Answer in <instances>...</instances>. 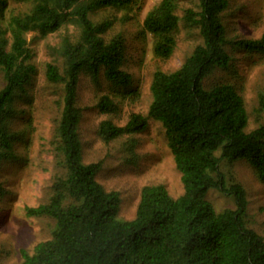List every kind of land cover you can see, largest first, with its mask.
<instances>
[{"label":"trees","instance_id":"obj_1","mask_svg":"<svg viewBox=\"0 0 264 264\" xmlns=\"http://www.w3.org/2000/svg\"><path fill=\"white\" fill-rule=\"evenodd\" d=\"M181 1L160 0L146 13L143 26L155 54L174 53L182 25L196 28L201 40L181 66L154 72L147 113L133 111L124 124L104 118L97 134L107 144L123 138L126 162L139 165L138 134L150 119L159 120L184 190L173 195L164 183L145 184L135 216L124 218L121 192L99 177L104 160L84 157L80 80L86 74L108 82L111 90L97 102L103 113L119 110L117 96H138L134 74L125 68L126 32L116 25L134 18L140 0H0V171L19 158L17 146L27 135L16 124L37 70L28 33L74 28L54 46L46 68L48 80L62 89L52 142L59 169L47 200L26 207L30 216L52 218L53 226L32 249H21V264H264V235L248 221L247 188L225 168L247 161L264 184V118L250 128L236 81H208L217 71L236 77L245 53L264 52V31L256 38L231 36L224 20L231 0H195L187 7ZM211 190L232 196L234 206L218 209ZM6 194L0 180V205Z\"/></svg>","mask_w":264,"mask_h":264},{"label":"rangeland","instance_id":"obj_2","mask_svg":"<svg viewBox=\"0 0 264 264\" xmlns=\"http://www.w3.org/2000/svg\"><path fill=\"white\" fill-rule=\"evenodd\" d=\"M159 1L140 0L134 18L116 25V29L126 32L125 68L134 74L138 96H117L119 110L103 113L99 111L97 102L102 94L111 90L108 82L96 83L86 74H82L80 80V104L83 107L80 131L84 140V157L87 161L104 160L99 177L107 189L121 192L120 215L124 218L135 216L141 188L145 184L164 183L173 195L184 190L181 172L167 142L166 128L159 120L150 119L148 128L138 134L143 156L139 165L126 162L123 138L107 144L97 134L98 125L104 118L124 124L133 111L147 113L153 99L151 84L154 72L159 68L172 71L181 66L201 40L196 28L182 25L174 53L168 58L158 57L153 50V36L145 30L143 22L149 9ZM195 3V0L181 1L182 7ZM224 20L234 38L259 37L264 31V0H231ZM73 29L72 26L69 29L63 27L46 35L30 31L27 35L37 70L27 94L19 101L20 109L25 112L22 113L24 117L17 121L16 128H25L27 132L17 146L19 158L5 163L0 171V180L6 183L7 188L0 205V264H21V249H32L51 233L52 218L30 216L26 207L47 200L53 176L59 169L52 142L60 115L62 89L48 80L46 68L47 63L55 59L54 46L59 45L62 37ZM243 57L244 60L238 63L236 77L217 71L208 81L227 77L236 81L247 102L251 128L264 118V110L259 108L260 96L264 92V52L245 53ZM3 84L0 70V88ZM225 168L228 174L246 186L248 221L264 235V184L247 161ZM208 196L220 210L234 206V198L218 190H211Z\"/></svg>","mask_w":264,"mask_h":264}]
</instances>
